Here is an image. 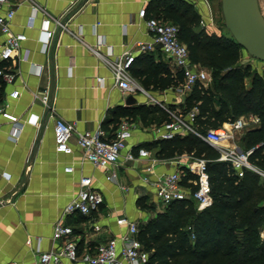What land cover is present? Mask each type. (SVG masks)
Masks as SVG:
<instances>
[{
  "label": "crops",
  "instance_id": "0c3cea01",
  "mask_svg": "<svg viewBox=\"0 0 264 264\" xmlns=\"http://www.w3.org/2000/svg\"><path fill=\"white\" fill-rule=\"evenodd\" d=\"M34 1L44 12L39 11L34 26L29 27L28 20L33 14L31 0H13L17 12L12 28L14 32L27 34L22 52L28 49L30 55L28 60L8 63L17 71V78L13 84H6L5 99L10 111L24 122L16 138L12 136V124L0 115V264H34L40 250L58 248L61 241L54 240L53 226L61 218L73 226L79 244V260L66 261L88 264L89 255L99 243L127 231V226L118 224V218L127 217L140 224L160 211L142 206L143 198L153 197L154 193V186L145 177L154 180L175 172L192 156L159 158L153 146L160 140L156 139V126L162 124L159 115L147 122L136 116L129 119L133 134L123 154L130 147H146L159 160L149 172L147 166L151 160L148 158L126 160L122 157L115 167L117 177L110 179L113 170L98 168L88 161L75 141L73 154L57 152L56 118L72 122L79 132L104 128L111 134L136 106L156 105L152 99L155 98L163 104L167 102L168 107L177 102L182 107L186 95H180L174 87L150 89L135 74L148 65L181 74L160 45L145 52L138 48L140 42L153 40L139 12L146 7L158 13L159 0ZM206 1L193 3L202 16L203 26L209 30L214 26ZM6 9V5H0V14ZM59 21L67 28L61 27ZM46 27L55 29L56 34L44 52L42 38ZM6 37L0 33V45ZM91 46L112 58L126 51L134 52L137 59L131 74L146 91L125 92L118 87L111 69ZM99 76L104 77L103 84L97 80ZM47 87L51 94L50 108L36 96ZM16 88L21 94L11 98L9 93ZM130 96L137 101L128 103ZM31 118L38 119L40 126L31 122ZM68 166H73V171H66ZM85 175L91 176L93 187L103 193L104 203L91 215L65 216V207L77 195L79 181ZM96 224L101 226L100 231L94 229Z\"/></svg>",
  "mask_w": 264,
  "mask_h": 264
},
{
  "label": "trees",
  "instance_id": "16d2710c",
  "mask_svg": "<svg viewBox=\"0 0 264 264\" xmlns=\"http://www.w3.org/2000/svg\"><path fill=\"white\" fill-rule=\"evenodd\" d=\"M159 1V12L148 10V16L179 26L180 38L188 46L192 61L210 71L219 92L197 83L180 110L176 106L170 109L185 117L196 109L191 124L201 133L245 114L258 116L260 123L246 131L242 142L246 150L255 147L250 161L264 168L263 79L254 76L252 87L245 90L244 80L252 67L240 65L243 47L235 38L203 26L193 2ZM3 64L0 62V66ZM135 74L150 89L177 88L183 84V76L168 68L148 65ZM5 88L6 83L0 79V105L5 99ZM126 115L128 119L140 116L145 122L157 119L158 115L160 123L171 119L169 112L158 104L136 106ZM153 146L162 159L185 154L206 159L213 203L200 210L193 200L175 201L140 225L139 238L151 252L147 264H264V181L260 175L245 169L240 176L230 162L220 159L219 147L194 132L160 139Z\"/></svg>",
  "mask_w": 264,
  "mask_h": 264
},
{
  "label": "built area",
  "instance_id": "2783aa9c",
  "mask_svg": "<svg viewBox=\"0 0 264 264\" xmlns=\"http://www.w3.org/2000/svg\"><path fill=\"white\" fill-rule=\"evenodd\" d=\"M186 1L197 2L198 0ZM31 3L33 14L28 20L27 25L29 27L34 26L36 14L39 11L44 12V8L34 0H31ZM0 5L7 6L6 11L0 14V33L7 36L4 43L0 45V62L4 63L0 66V79L6 84H13L17 78V71L8 63L10 61L15 63L18 60L29 59L30 50L26 49L22 52L23 43L28 39V36L25 32L13 31L12 23L17 12L13 0H0ZM139 14L146 20L148 29L153 36L152 41L138 44L139 51L154 50L157 45H161L162 50L174 62L177 71L183 76V84L177 87L180 95H187L197 83L206 84V81L212 78L207 68L192 61L189 48L181 40L180 28L176 23L167 22L155 16L149 17L146 7H143ZM60 26L67 28V25L62 22H60ZM44 31L42 49L47 52L56 30L46 27ZM100 43H104V41L101 40ZM91 49L111 69L115 84L118 87L125 92L146 91L131 74V69L136 60L134 52L126 51L122 55L112 58L96 47L91 46ZM97 80L102 84L104 83V77L102 76H99ZM20 94V90L16 88L9 93V96L16 99ZM36 96L40 97L47 108L51 107L49 87ZM152 99L154 103L163 106L171 115L170 120L156 126V139L168 140L176 135L194 132L219 147L221 150L220 159L230 162L240 176L244 174L245 169H250L258 173L264 181V168L250 161V155L255 150V147L248 150L240 149L237 144L223 147L225 140L233 138L232 130L243 129L248 124L245 117L240 116L234 122H231V128L223 125L219 128L209 129L206 133H201L191 124L196 109L185 117L178 115L161 101L155 98ZM0 115L12 124V136L16 138L20 134L24 122H22L19 115L10 111L7 99H4L0 105ZM30 121L40 126L38 119L31 118ZM252 122L259 123L260 118L253 115ZM252 127L254 126L250 128ZM132 130V122L129 119H124L111 134L104 128L79 132L72 122L62 117H57L54 124L56 150L59 153L73 154L75 141L88 161L98 168L113 170V173L109 175L110 179L117 177L115 167L120 164L122 157L126 160H135L138 157L148 158L151 163L147 166V170L152 172L155 163L159 159L148 148L138 147L134 149V147H130L127 153L123 154V151L129 147V139L133 134ZM73 169V166L66 167V171L69 172L73 171ZM188 176L190 178L186 180ZM145 180L151 182L154 186L153 200L162 204L165 208L180 200H193L200 210L209 207L213 203L212 185L207 169V160L204 158L192 156L175 172L160 175L154 180L146 176ZM104 199L103 193L93 187L92 177L88 175L82 176L79 181V191L66 205L64 215L75 213L91 215L100 209ZM117 222L120 225L127 226V231L99 243L95 251L89 255L88 264H147L150 260L151 252L139 238V223L127 217H120ZM53 228V238L56 241H61L60 246L49 250H40L34 264H69L66 259L70 262L78 261L80 257L79 244L73 226L66 224L61 218L55 222ZM94 229L100 231L101 226L96 224ZM261 236L264 238V229L261 231Z\"/></svg>",
  "mask_w": 264,
  "mask_h": 264
},
{
  "label": "water",
  "instance_id": "95a60500",
  "mask_svg": "<svg viewBox=\"0 0 264 264\" xmlns=\"http://www.w3.org/2000/svg\"><path fill=\"white\" fill-rule=\"evenodd\" d=\"M222 10L226 27L238 44L264 62V13L260 0H222ZM136 101L134 96L127 100L128 103Z\"/></svg>",
  "mask_w": 264,
  "mask_h": 264
},
{
  "label": "rangeland",
  "instance_id": "374dc122",
  "mask_svg": "<svg viewBox=\"0 0 264 264\" xmlns=\"http://www.w3.org/2000/svg\"><path fill=\"white\" fill-rule=\"evenodd\" d=\"M208 4V8H209V14L210 17H212L213 19V28L216 29L215 31H217L218 33H224L229 37L234 38V36L232 35L231 31L226 27L225 24V18L223 15V10H222V0H208L206 1ZM260 4H261V8L262 11L264 13V0H260ZM213 28H210L209 30H214ZM240 65L244 68L248 65H250L252 67L251 69V73L245 78L244 80V88L245 90H248L252 87V79L254 76H260L263 79V85H264V62L260 61L256 58H254L253 56H251L247 50H245L244 48H242V58L240 60ZM206 86H210L213 91L216 94H219V92L216 90L215 85L213 83V79H209L208 81H206ZM178 93V92H177ZM257 96H259V93H257ZM179 99H176L175 101H178ZM165 105H168L167 102H164ZM171 106H176L178 108V110H180V108H182L180 106V103H173L170 104L169 107ZM252 116L253 114H245L242 115V117H245V120L248 122V124L245 126V128L240 129V130H232L233 131V138L230 141H227V143L223 144V147H228V146H233V145H238L239 147H241L243 150H246L247 148L245 147L244 142H242V136L246 133V131L251 127V126H256L259 123L256 122H252ZM225 127L231 128V125L229 122L224 124ZM146 205H150L153 206L152 210L154 211H158V210H162L165 209V207L158 203L155 202L152 198V196L148 195L145 196L143 198V207H145ZM153 211V212H154ZM149 218V217H148ZM150 219V218H149ZM148 219V220H149ZM145 221H142L139 225H142L143 223H145Z\"/></svg>",
  "mask_w": 264,
  "mask_h": 264
},
{
  "label": "bare ground",
  "instance_id": "6f19581e",
  "mask_svg": "<svg viewBox=\"0 0 264 264\" xmlns=\"http://www.w3.org/2000/svg\"><path fill=\"white\" fill-rule=\"evenodd\" d=\"M227 141H230V139H228V140H225V141H224V143H227Z\"/></svg>",
  "mask_w": 264,
  "mask_h": 264
}]
</instances>
